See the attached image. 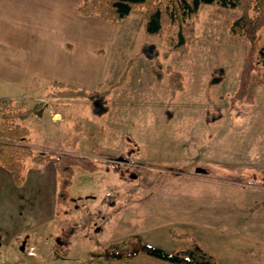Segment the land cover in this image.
Listing matches in <instances>:
<instances>
[{
	"label": "rangeland",
	"instance_id": "374dc122",
	"mask_svg": "<svg viewBox=\"0 0 264 264\" xmlns=\"http://www.w3.org/2000/svg\"><path fill=\"white\" fill-rule=\"evenodd\" d=\"M239 15L201 4L186 53L168 50L177 23L161 39L144 29L142 8L120 21L101 20V49H74L71 60L81 70L58 76L106 92L104 98L57 97L53 82L43 79L9 90L0 76V101L18 93L32 109L20 121L28 145L88 156L99 166L75 169L67 205H57L52 194L53 161L34 167L26 160L20 188L0 181V264H173L147 255L143 245L174 253L192 239L218 264H264V80L254 74L251 101L235 98L248 49L245 38L229 32ZM146 42L159 49L163 68L182 73L183 89L175 95L166 76L158 81L152 74L140 52ZM259 46L264 49V28ZM258 61L264 73V60ZM92 104L107 110L95 114ZM42 105L63 120L39 113ZM210 113L220 116L208 122ZM36 174L47 181L31 186ZM111 251L118 257L102 256Z\"/></svg>",
	"mask_w": 264,
	"mask_h": 264
},
{
	"label": "trees",
	"instance_id": "16d2710c",
	"mask_svg": "<svg viewBox=\"0 0 264 264\" xmlns=\"http://www.w3.org/2000/svg\"><path fill=\"white\" fill-rule=\"evenodd\" d=\"M78 11L83 16H96L104 21L116 22L123 20L137 9H143L144 29L149 33L157 34L161 39L170 33L172 26L177 23V41L168 50H176L180 53L188 51L191 41L195 37V19L198 16L201 4H217L222 7L234 8L240 15L229 26V32L245 38L248 49L243 59L238 77L235 98L251 101L248 86L254 80V74L258 73L262 83L264 73L259 72L258 59L264 60V49L259 46V41L264 28V0H78ZM143 56L152 62L150 70L158 81L166 76L171 95L183 89V75L170 66L163 68L160 61V52L156 45L143 43L140 46ZM164 54H167L165 52ZM125 74L117 81L119 83ZM57 88L54 96L67 98H87L95 100L104 98L106 92L90 91L78 88L71 84L54 81ZM95 114H103L107 106L91 105ZM32 113L25 102L12 100L0 101V164L10 173L15 185L24 181V169L26 160H30L34 166L44 164L49 160L54 161L56 167V195L57 205H67L71 201L69 188L76 168L88 172L97 171L98 165L88 156L75 155L68 152L37 151L28 145V128L20 121L26 119ZM219 113L206 115L208 122L219 118ZM262 184L264 185V168L261 170ZM177 237H185L186 234H177ZM142 250L149 256L173 263V264H218L214 256L200 246L195 240H186L174 253H169L159 247L143 245ZM105 258H117L116 252H104Z\"/></svg>",
	"mask_w": 264,
	"mask_h": 264
},
{
	"label": "crops",
	"instance_id": "0c3cea01",
	"mask_svg": "<svg viewBox=\"0 0 264 264\" xmlns=\"http://www.w3.org/2000/svg\"><path fill=\"white\" fill-rule=\"evenodd\" d=\"M78 7V0H0V76H3V85L7 84L9 90H22L39 79L64 82L58 73L81 70L80 61L71 60L72 51L85 50L88 45L95 52L100 50L106 28L102 19L81 15ZM4 99L25 102L18 93L4 96ZM37 111L42 114L49 111L54 121L63 120L64 115L55 108L47 110L42 105ZM36 175L39 178L33 175L31 186L35 181H47L46 177ZM0 181L10 189L15 185L9 171L7 175L1 167ZM25 181L27 178L23 183ZM23 183L14 188L22 187ZM52 185L55 195L57 180L56 186L55 182Z\"/></svg>",
	"mask_w": 264,
	"mask_h": 264
}]
</instances>
